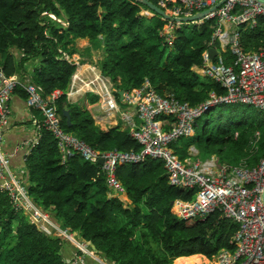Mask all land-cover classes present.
<instances>
[{
  "label": "trees",
  "instance_id": "1",
  "mask_svg": "<svg viewBox=\"0 0 264 264\" xmlns=\"http://www.w3.org/2000/svg\"><path fill=\"white\" fill-rule=\"evenodd\" d=\"M149 1L156 5L155 0ZM145 10L149 11L133 0H0L1 72L6 77H26L43 95L62 91L55 105L63 130L92 149L139 151L128 129L102 130L87 110L69 102L67 92L77 66L66 56L72 55L75 39L101 37L98 67L116 89L118 100L119 92L139 89L145 79L159 95H173L192 107L205 102L211 93L225 95L219 84L194 71L202 66L205 50L218 49L217 44L209 45L217 20L182 24L174 29L172 44H168L162 36L168 21L151 11L152 16H144ZM238 28L242 50L263 48V16L252 28ZM221 55L226 65L237 70L230 47ZM14 94L25 100L21 91ZM160 118L165 130L175 126V119ZM170 147L182 162L206 154L217 166L245 163L252 168L264 158V113L244 104L217 106L196 120L192 136ZM190 147L198 156L190 154ZM24 167L19 174L32 201L78 241L86 242L105 264H173L177 258L190 256L177 264H201L193 255L211 263L222 249L234 250L230 240L238 226L219 212L187 221L171 212L174 201L194 200L197 189L169 185L159 160L117 167L116 176L129 201L126 206L108 195L99 164H90L79 154L62 163L55 139L45 130H40ZM64 244L37 230L0 192V264H69ZM88 264L98 263L88 258Z\"/></svg>",
  "mask_w": 264,
  "mask_h": 264
},
{
  "label": "built area",
  "instance_id": "2",
  "mask_svg": "<svg viewBox=\"0 0 264 264\" xmlns=\"http://www.w3.org/2000/svg\"><path fill=\"white\" fill-rule=\"evenodd\" d=\"M156 5L174 17H188L214 6L221 0H155ZM259 16L264 17V5L255 0H225L215 11L201 21L215 18L217 29L213 33L209 45L215 44L221 35V26L231 24L233 33L227 43L235 58L237 70L224 63L221 53L214 58L208 50L202 54L203 64L194 71L203 78L219 84L225 95L211 93L209 98L198 106L192 107L187 102L177 101L173 95H159L145 79L139 89H132L122 94V102L128 106H136V114L140 124L132 127L130 136L140 145L139 151H109L101 153L92 149L87 143L66 133L56 109V101L63 94L56 89L43 95L40 89L28 79L18 76L6 77L0 73V192L7 194L15 212L27 216L29 222L37 230L50 237L74 246L75 252L69 264H88V258L94 262L105 264L95 256L86 242L75 240L74 235L62 228L51 214L39 208L30 198L26 182L19 172L10 169V157L3 152L4 133L10 123V98L21 91L25 95L27 106L40 115L36 125L38 137L29 142L33 147L40 130H45L55 139L61 161L69 156H79L90 164H98L105 177L109 196L116 197L125 203V188L116 176L118 166L139 164L146 159H156L163 163L169 185L182 188H196V196L192 201L176 200L171 205V212L180 220H202L208 215L219 212L220 215L238 226L230 244L233 251L222 249L211 264H264V158L254 167L245 163L236 166L223 164L217 166L215 161L194 160L182 162L178 159L170 145L181 138L194 133L196 120L204 113L217 106L244 104L253 106L264 113V46L258 52L244 51L240 48L238 27L250 28L257 24ZM182 24L168 21L162 36L168 44H172L173 31ZM213 48V47H212ZM66 56V55H64ZM76 74L71 77V84L76 81ZM67 92V97L68 93ZM104 92V103L107 111L116 110L117 103L108 88ZM160 117L175 119V126L165 130ZM258 138V133H256ZM215 160V159H214Z\"/></svg>",
  "mask_w": 264,
  "mask_h": 264
},
{
  "label": "crops",
  "instance_id": "3",
  "mask_svg": "<svg viewBox=\"0 0 264 264\" xmlns=\"http://www.w3.org/2000/svg\"><path fill=\"white\" fill-rule=\"evenodd\" d=\"M144 16L150 17L152 14L147 11ZM233 30L234 27L231 24L221 26V35L215 42L219 49L216 52L222 53L227 47H230L227 39L231 37ZM70 47H72V55L67 57L68 60L77 66L74 72L77 78L70 86L68 93L69 102L87 110L102 130L120 126L122 129H128L130 131L132 127H138L140 121L136 114V108L128 106L121 100H118L115 96L116 89L112 86L109 79L104 78L100 73L98 62L102 57L103 51L101 37L98 40L78 38L73 41ZM30 68H32L31 65L29 66ZM198 70V68H195V71ZM23 78L27 79L26 77ZM104 88L112 91V95L117 103L116 110L107 111L104 103V92L102 91ZM10 107L11 117L9 126L4 133L3 152L6 155H11L10 169L13 172H19L25 166V157L30 152L28 143L38 137L36 125L41 120V117L27 106L22 97L16 94H13L10 98ZM194 150L193 147L189 148L192 156ZM194 160L188 159L186 162H192ZM123 199L129 203L127 197ZM64 243L63 248L66 251L63 252L65 261H69L73 257L75 248L67 242ZM193 256L199 257L201 264H209L203 260L204 258L202 256ZM191 257L177 258L173 261V264H177L181 260L188 261ZM178 264H182V262Z\"/></svg>",
  "mask_w": 264,
  "mask_h": 264
},
{
  "label": "water",
  "instance_id": "4",
  "mask_svg": "<svg viewBox=\"0 0 264 264\" xmlns=\"http://www.w3.org/2000/svg\"><path fill=\"white\" fill-rule=\"evenodd\" d=\"M135 2H139L141 3L142 5H144L149 11L155 13L156 15H158L159 17H161L162 19L164 20H167V21H174L176 23H179V24H195V22H198V21H201L202 19H204L207 15H209L210 13H212L213 11H215L222 3H224L225 0H221L219 1L218 3H216L214 6L210 7L209 9H206L204 11H201L199 13H195L194 15L192 16H188V17H174V16H171L169 13L161 10L157 5H154L151 1L149 0H133ZM261 4L264 5V0H255ZM208 53L210 54V57L211 58H214L216 55H217V52L215 49L213 48H210L208 50ZM0 73H1V68H0ZM124 92L121 91L119 92V95H120V100L122 101V94ZM134 108H136L135 105H133ZM65 115L67 116L68 113L65 112ZM68 121H69V118H68ZM103 163V160L100 159L98 161V164L99 165H102ZM262 201L264 203V191L262 193Z\"/></svg>",
  "mask_w": 264,
  "mask_h": 264
},
{
  "label": "rangeland",
  "instance_id": "5",
  "mask_svg": "<svg viewBox=\"0 0 264 264\" xmlns=\"http://www.w3.org/2000/svg\"><path fill=\"white\" fill-rule=\"evenodd\" d=\"M146 13H147V11L145 10V12H141V14L142 15H146ZM166 27V26H165ZM217 51H219V49H217ZM170 52V50H169V48L166 50V53H169ZM171 54L172 55H175V52L174 51H172L171 52ZM66 59L68 60V57L66 56ZM70 61V60H69ZM101 73V72H100ZM102 75V74H101ZM238 110H241V107H236ZM219 109H215V112L217 113V111H218ZM192 154H193V156H198L197 154H198V152H197V150H194L193 152H192ZM198 159H200L203 163L204 162H206V161H208V160H213V161H215L214 160V158H212V157H209L208 155H206V154H202V155H200V157L198 158ZM125 206L126 205H128L129 203H127V202H125V203H123ZM76 238V237H75ZM75 240H78V238H76ZM98 263V262H97ZM98 264H100V263H98ZM209 264H211V263H209Z\"/></svg>",
  "mask_w": 264,
  "mask_h": 264
},
{
  "label": "clouds",
  "instance_id": "6",
  "mask_svg": "<svg viewBox=\"0 0 264 264\" xmlns=\"http://www.w3.org/2000/svg\"><path fill=\"white\" fill-rule=\"evenodd\" d=\"M167 21V20H166Z\"/></svg>",
  "mask_w": 264,
  "mask_h": 264
}]
</instances>
